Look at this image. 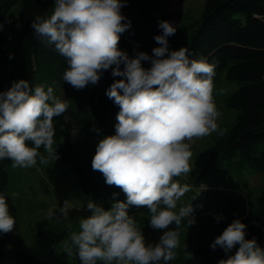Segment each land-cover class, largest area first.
Instances as JSON below:
<instances>
[{"label": "clouds", "instance_id": "9594fccd", "mask_svg": "<svg viewBox=\"0 0 264 264\" xmlns=\"http://www.w3.org/2000/svg\"><path fill=\"white\" fill-rule=\"evenodd\" d=\"M126 3L53 0L50 15L31 20L34 37L65 58L62 78L74 88L97 83L110 67L113 77H121L106 89L119 106L115 132L98 140L91 166L103 174L105 183L119 186L126 198L114 200L107 209L93 200L86 203L91 214L79 220V230L72 231L63 245L68 255L75 249L81 264H168L174 260L180 247L178 227L196 223L197 207L192 203L196 197L178 207L191 186L174 178L193 168L189 162L193 138L223 134L213 97L216 62L193 58L185 46L171 49L168 37L177 27L163 19L158 20L162 31L154 36L158 46L152 48V55L137 51L130 57L118 47L120 34L131 27L121 11ZM67 109V101L55 95L51 85L33 87L28 79L13 80L0 91V160L9 159L13 168L35 166L38 158L47 164L41 148L56 159L53 118ZM206 187L202 184L200 191ZM133 205L149 210L150 226L162 230L157 241L146 242L129 213ZM72 209L66 198L50 208L47 216L60 219ZM215 218L222 220L223 213ZM15 224L8 197L0 192V233L14 231ZM173 224L176 229L169 227ZM246 228L235 218L210 242L213 250L219 247L226 254L217 264H264V246L254 236L246 238Z\"/></svg>", "mask_w": 264, "mask_h": 264}, {"label": "trees", "instance_id": "16d2710c", "mask_svg": "<svg viewBox=\"0 0 264 264\" xmlns=\"http://www.w3.org/2000/svg\"><path fill=\"white\" fill-rule=\"evenodd\" d=\"M17 1L21 3L19 14L16 19H9L6 13ZM159 1L127 0L121 9L130 19L131 27L120 34L118 47L126 50L130 57L137 51L152 55V48L158 46L154 36L162 31L157 26L158 20L172 22L177 31L168 38H179L178 20L180 16L185 17V13L159 15ZM53 8V0H0V91L9 88L17 79H28L33 87L40 83L46 87L70 84L62 78L67 67L65 58L53 46L36 39L31 28V20L35 16L50 15ZM186 47L193 53V58L205 57L209 62H216L214 83L223 71L229 80L239 83V87L225 99L228 107L237 110L236 120L222 128V135H213L204 171L224 162L235 167L248 165L264 170V0H205ZM142 64L150 66L148 61H142ZM114 79L121 77H113L111 67L103 70L97 83L85 86L86 98L83 101L75 106L68 103L65 113L53 118L56 130L53 147H57L58 153L55 164L66 168L77 188L99 199L105 209L111 207L114 200L126 198L119 186L105 183L103 174L91 166L96 146L91 135L99 140L115 132L119 106L106 95V89ZM234 157L237 158L235 161L232 160ZM11 165L9 159L0 160V192L8 197L16 229L17 206L9 192ZM174 179L179 182L178 177ZM113 193L118 195L113 196ZM187 194L191 196L193 192ZM182 201L178 202V207ZM144 209L146 206L133 205L129 213ZM236 212L223 216L220 220L223 229L233 219L239 218L247 225L246 238L254 236L264 246V184L255 202L248 206L244 203ZM148 219L141 221L140 228L146 242H155L162 230L153 229ZM185 224L178 227L179 234ZM169 227L177 228L175 224ZM15 229L0 233V258ZM71 232L64 223L46 220L29 249L20 253L21 264H81L75 249L73 255L64 251L65 239ZM215 237L210 231H204V235L192 245H187V249L182 245L178 247L176 258L168 264H217L218 260L226 258V254L219 247L213 250L209 246Z\"/></svg>", "mask_w": 264, "mask_h": 264}, {"label": "rangeland", "instance_id": "374dc122", "mask_svg": "<svg viewBox=\"0 0 264 264\" xmlns=\"http://www.w3.org/2000/svg\"><path fill=\"white\" fill-rule=\"evenodd\" d=\"M205 0H160L157 13L176 14L185 13V17L180 16L178 24L180 36L177 40L169 39V47L178 49L187 45L192 29L196 26L201 14ZM21 3L17 1L6 15L9 19H16L20 11ZM54 94L67 103L75 106L86 98V89H76L71 84L66 86L51 85ZM239 87V83L229 80L226 72L220 74L219 79L214 83L213 97L220 116L217 120L219 128L233 124L236 120L237 110L228 107L225 103L226 97ZM213 132L199 138H193L191 143L192 156L190 164L192 170L188 174L178 176L179 183L189 184L191 190L186 192L181 198L183 203H187L191 198L195 208L196 223L184 225L179 234L180 246L192 245L199 237L204 235V231H210L215 236L221 234L223 226L217 221L215 216L218 213L224 215L236 214V209L244 203L246 206L255 202L261 193L264 184V170H256L248 165L231 166L226 162L221 165L210 166L204 171L206 161L209 159L211 146L213 144ZM92 141L97 144L95 135H91ZM63 140V138H62ZM187 142V141H186ZM47 158V164H41L39 158L37 164L32 167L13 168L9 170L10 195L17 206V225L12 240L6 245L4 255L0 258V264H21L20 253L26 252L34 242L38 230L42 224L48 221L61 222L70 227L72 231L79 230V220L91 214V210L86 208V203L93 200L100 202L88 194L81 192L73 183L66 168L55 164V156L40 149ZM234 157L232 160H236ZM200 189L193 188L197 185ZM214 185V186H211ZM213 190H211L212 188ZM193 194L188 196L187 193ZM69 199L73 204V209L67 217L57 219L49 218L47 212L54 206H59L64 199ZM203 205L199 207L198 205ZM140 227L141 221L150 217V212L146 208L138 213H133ZM66 238L65 240H68Z\"/></svg>", "mask_w": 264, "mask_h": 264}, {"label": "built area", "instance_id": "2783aa9c", "mask_svg": "<svg viewBox=\"0 0 264 264\" xmlns=\"http://www.w3.org/2000/svg\"><path fill=\"white\" fill-rule=\"evenodd\" d=\"M193 188L200 189L201 186H198V187H197V185H195V186H193Z\"/></svg>", "mask_w": 264, "mask_h": 264}]
</instances>
